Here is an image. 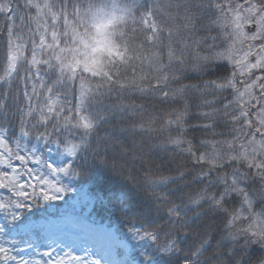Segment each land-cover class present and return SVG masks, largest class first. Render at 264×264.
<instances>
[{
  "label": "snow or ice",
  "instance_id": "snow-or-ice-1",
  "mask_svg": "<svg viewBox=\"0 0 264 264\" xmlns=\"http://www.w3.org/2000/svg\"><path fill=\"white\" fill-rule=\"evenodd\" d=\"M24 7L36 13L26 33L17 27L24 15L13 17L9 4H0V15H8L0 24L8 73L0 80V264H173L155 244L158 234L148 231L156 223L154 203L110 175L89 147L99 116L94 106L126 88L123 80L142 45L124 38L118 45L113 26L124 17L103 7L78 0H29ZM141 9L134 23L149 34L148 42L159 47L162 36L169 40L168 74L153 86V97L182 103L184 113L194 108L195 128L244 141L242 149L261 146L260 159L257 151L249 153L246 170L233 168L232 179L223 178L228 183L216 205L236 197L249 216L264 217V210L254 211L264 205V0H133L132 10ZM77 25L91 29L84 44L73 39ZM78 44L79 60L73 55ZM218 48L223 56L215 54ZM188 57H195L194 83H184ZM220 215L225 237L215 247L209 240L189 255L176 253V264H264V228L234 231L240 217L226 210ZM207 252L213 254L202 260Z\"/></svg>",
  "mask_w": 264,
  "mask_h": 264
},
{
  "label": "trees",
  "instance_id": "trees-1",
  "mask_svg": "<svg viewBox=\"0 0 264 264\" xmlns=\"http://www.w3.org/2000/svg\"><path fill=\"white\" fill-rule=\"evenodd\" d=\"M28 2L29 0H0V4L7 3L13 9V17L24 15L25 24L20 26L17 20V27L25 33L31 27L28 17L36 16V13L24 7ZM32 2L41 5H63L65 2L71 4L73 0H32ZM78 2L83 5L103 7L106 12L116 17L123 16L124 18L113 26L116 43L119 45L121 38H124L125 42L130 39L133 46L142 45L138 47L139 58L135 61V67L123 80L126 88L113 91L111 98L104 99L94 106L92 111L99 112V116L93 121L95 127L89 132L91 138L89 147L107 163L112 170L110 175L124 179L136 188L141 196L154 203L156 223L150 225L148 231L158 234L154 242L160 251L172 256L173 264H176V253H179L180 257L189 255L209 240L215 247L217 241L225 237L222 231L225 227V217L220 215L222 210L240 217L232 230L258 231L259 217L239 215L241 206L236 197L216 205L222 187L232 179L233 168L244 171L247 161L252 159L250 155L243 157L240 153L242 150L240 145L244 141L234 142L230 136H213L204 129L195 128L194 125L199 123L200 119L192 114L195 112L194 108L192 113H184L182 103H165L155 99L151 94L157 80L168 74L166 71L168 37H161L159 47L148 42L149 34L139 23H134L139 20L144 10H132L133 0H78ZM158 2L163 5L177 3L179 0H158ZM124 10H130L131 14L124 15ZM7 19V13L0 15V24L6 23ZM66 19L69 24H74L69 18ZM81 19L83 20L84 17ZM178 23L172 25L173 31L176 30ZM73 31L76 33L73 39H79L81 44H84L89 39L85 33L90 32L91 29L89 27L81 31L80 26L77 25ZM81 49L80 44L73 49V55L78 60ZM4 51L5 45L0 38V80L7 71ZM199 54L202 57L209 55L206 51H201ZM215 54L224 55L225 50L218 48ZM187 59L190 60L187 73L189 79L184 83L197 82V72L192 70L195 66V57ZM92 83L95 84L97 81ZM138 89L147 90V94H140ZM182 113L184 114L180 115ZM177 115H180L179 120ZM216 131H225V129L217 128ZM247 149L248 154L257 151L256 159L261 158L259 145L256 149ZM223 150L230 151L233 157L224 154L225 151L221 153ZM232 161L235 163L231 167L227 166ZM209 171L213 173L210 178L206 175ZM217 177L220 178L219 182H216ZM224 177H228V181H225ZM262 210L264 205L261 204H257L254 209L257 214ZM197 216H201V219L194 220L193 218ZM169 217L173 223L169 222ZM190 221L187 226H181ZM205 225L209 230L203 227ZM184 233H188L187 240L182 239ZM212 254V252L204 253L201 259L207 260Z\"/></svg>",
  "mask_w": 264,
  "mask_h": 264
},
{
  "label": "rangeland",
  "instance_id": "rangeland-1",
  "mask_svg": "<svg viewBox=\"0 0 264 264\" xmlns=\"http://www.w3.org/2000/svg\"><path fill=\"white\" fill-rule=\"evenodd\" d=\"M85 43H86V42H85ZM82 52H83V49H81L80 54H82ZM219 56H223V55H222V54H219ZM7 74H8V73H7ZM7 74H6V75H7ZM242 150H243V152H242V156L245 157V156L247 155V153H246V152H247V151H246L247 149H242ZM224 151H225V150H223L221 153H224ZM229 152H230V151H225L224 154H227V155H229L230 158H232L233 156H232ZM241 213H242L243 215H245V216H249V215H248V212L245 211V210H242V209H241ZM261 220H263V219H261ZM261 228H264V226L262 225Z\"/></svg>",
  "mask_w": 264,
  "mask_h": 264
}]
</instances>
